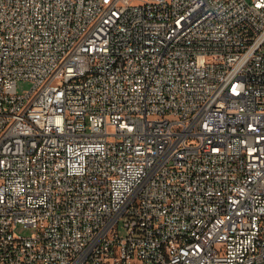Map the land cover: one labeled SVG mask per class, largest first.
<instances>
[{
	"label": "built area",
	"instance_id": "obj_1",
	"mask_svg": "<svg viewBox=\"0 0 264 264\" xmlns=\"http://www.w3.org/2000/svg\"><path fill=\"white\" fill-rule=\"evenodd\" d=\"M0 264H264V0H0Z\"/></svg>",
	"mask_w": 264,
	"mask_h": 264
},
{
	"label": "rangeland",
	"instance_id": "obj_2",
	"mask_svg": "<svg viewBox=\"0 0 264 264\" xmlns=\"http://www.w3.org/2000/svg\"><path fill=\"white\" fill-rule=\"evenodd\" d=\"M31 86V82L25 79H21L18 81V89L19 91L23 92L26 91ZM16 231L22 235L28 236L32 235L35 230L28 227L18 226Z\"/></svg>",
	"mask_w": 264,
	"mask_h": 264
}]
</instances>
